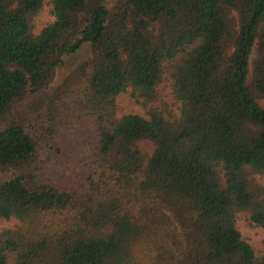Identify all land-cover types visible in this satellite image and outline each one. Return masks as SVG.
Returning <instances> with one entry per match:
<instances>
[{
  "label": "trees",
  "instance_id": "obj_1",
  "mask_svg": "<svg viewBox=\"0 0 264 264\" xmlns=\"http://www.w3.org/2000/svg\"><path fill=\"white\" fill-rule=\"evenodd\" d=\"M48 3L0 0V264H264V0Z\"/></svg>",
  "mask_w": 264,
  "mask_h": 264
},
{
  "label": "rangeland",
  "instance_id": "obj_2",
  "mask_svg": "<svg viewBox=\"0 0 264 264\" xmlns=\"http://www.w3.org/2000/svg\"><path fill=\"white\" fill-rule=\"evenodd\" d=\"M45 4L40 13L35 18V31H39L48 22L53 20V15L50 11V4L48 0H44ZM90 55L89 44H84L77 52L70 54L64 58L63 65L57 70L55 76V83L59 82L76 64L85 60ZM161 101L173 106L172 100L168 96V89L163 90ZM262 104L264 101L261 100ZM138 113L143 115V108L132 98L129 91L122 93L117 98V114ZM143 150L152 151V144L147 141L140 142ZM264 184V177L258 178ZM17 220H4L0 222V229L4 227L13 226ZM236 224L240 230L241 235L248 240L256 252H261L264 248V228L259 226H251L247 223L244 214H239L236 219Z\"/></svg>",
  "mask_w": 264,
  "mask_h": 264
}]
</instances>
